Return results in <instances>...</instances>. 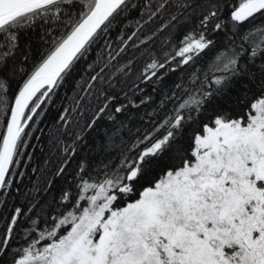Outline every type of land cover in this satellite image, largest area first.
<instances>
[{
  "label": "snow or ice",
  "instance_id": "snow-or-ice-1",
  "mask_svg": "<svg viewBox=\"0 0 264 264\" xmlns=\"http://www.w3.org/2000/svg\"><path fill=\"white\" fill-rule=\"evenodd\" d=\"M170 6L171 0H158L155 4L144 0L141 16L146 14L151 21ZM176 6L184 10L193 7L189 0H181ZM129 7L137 5L130 4V0H0V195L7 194L14 183L16 166L21 163L23 146L28 143L24 137L31 134L27 131L32 127L30 121L41 114L38 110L52 99L76 65L81 60L87 62L93 46L99 45ZM72 8L78 11L70 14L68 10ZM225 10L230 13L226 19L222 18ZM257 16H264V0H239L238 4L205 0L198 22L173 45V53H165L163 62L153 56L139 77L142 82H160L170 72L192 68L189 86L177 84L171 96L165 94L158 109L147 113L148 121L141 118L135 129L118 121L117 114L124 113L129 106L139 108L147 104L151 96L137 104L125 93L127 103L113 107L117 100L109 91L114 87L113 79L117 73H124L132 61L107 77L105 72L137 33L125 39L121 30L117 37L120 48L115 56L111 42L106 40L107 62L102 51L87 65V79L81 77L87 87L77 82L84 95L59 116V123L72 137V144L63 147L69 158L85 140L86 131L101 119L112 122L103 138L93 141L90 147L96 163L90 166L81 161L75 177V203L74 194L63 191L60 203L71 204V208L63 213L57 209L60 214L53 215L51 222L44 207L36 203L27 213L15 208L0 231V261L264 264V88L259 95L245 97L251 103L242 115L232 118L226 112L217 113L202 123L191 135L190 158L179 146L173 149L186 125L200 124L197 118L214 95H220L248 65L255 64L257 59L264 61V23L253 24L239 33L240 25ZM171 19L176 21L177 16ZM37 22L48 26V33L55 29L61 34L54 36L50 49L30 72L19 68L25 78L13 92L11 80L18 72L14 53L19 34ZM61 23L66 28L61 29ZM228 24L241 42L237 45L233 37L229 44L218 48L210 31L218 33ZM137 25L142 26L140 21ZM167 27L164 24L160 30ZM170 42L171 38L165 41ZM144 43L145 40L140 41ZM213 50L215 54L205 59ZM241 60H245L244 65ZM260 68L264 71V63ZM85 99L89 105L96 101L88 109L92 115L82 127L73 130L72 114H85ZM79 124L80 117L76 120ZM169 151L173 152V159H179V165L166 166L153 176L158 162ZM68 163V159L64 160L57 176ZM137 193V198H130ZM122 198L127 202L117 207ZM32 212H36L34 217L28 215ZM21 216L27 219L23 230L26 243L12 248Z\"/></svg>",
  "mask_w": 264,
  "mask_h": 264
},
{
  "label": "trees",
  "instance_id": "trees-1",
  "mask_svg": "<svg viewBox=\"0 0 264 264\" xmlns=\"http://www.w3.org/2000/svg\"><path fill=\"white\" fill-rule=\"evenodd\" d=\"M157 2L158 0H152L153 4ZM179 2L181 0H171L170 7L162 10L151 21H148L146 14L141 16L144 0H130V4H136L137 7H129L128 11L118 18L116 26L110 29L108 35L99 41L98 46H93L87 62L81 60L76 65V70L72 75L67 77L62 86L56 90L52 99L38 110L41 114L34 121H30L32 127L27 129L31 134L24 137L28 143L23 146V152L20 156L21 163L16 166L17 171L13 176L14 183L7 194L0 195V231L3 230L5 223L10 219L11 214L14 213L17 207L22 208L27 213L28 208L33 203H36L38 207L43 206L48 220L51 222L53 215L66 212L71 208V204L62 205L60 203L63 191H71L74 194L72 203H75V193L77 192L75 177L79 171L80 163L85 161L90 166L95 165L96 158L90 151V147L93 141L103 138L105 129L110 128L112 122L107 119H101L92 130L86 131L85 140L79 143L77 152L69 158L63 152V147L72 144V137L68 135L64 125L59 123V116L65 108L71 109L74 107L75 100L84 95L79 90L77 82L81 81V77H84L85 80L87 79L85 73L87 65L96 60L97 55L102 51L104 60L107 62L109 49L105 45L106 40L111 42V53L115 56L120 48V41L117 37L121 35V30L125 39L133 32L137 33L136 37L126 46V50L112 61L111 67L105 72L107 77L116 72L120 66L127 65L129 61H132L130 67L126 68L124 73H117L113 79L114 87L109 89L117 97L113 107L116 104L127 103L125 93L137 104L145 96H151V101L147 104L139 108L129 106L124 113L117 114L118 121H124L135 129V127L140 125L141 118L145 122L148 121L147 113L152 112L153 109H158L165 94L171 96L172 90L176 88L177 84H182L185 87L189 86L188 79L189 73L193 71L192 68L187 70L181 68L175 72H170L160 82L153 80L149 83L142 82L139 79L141 71L153 56L163 62L165 53H173V45H176L183 34L191 29L194 23L198 22V16L205 5V0H189L193 7L184 10L176 6ZM229 3L238 4L239 0H229ZM197 5H200V7H197ZM193 8H195V14H193ZM68 11L71 14L77 12L78 9L72 8ZM229 14V11L225 10L222 13V18L226 19ZM173 15L177 16L176 21H172ZM190 15L192 18L186 19ZM137 21H140L142 26H138ZM145 21L147 22L145 23ZM256 23H264V16H257L255 20H249L240 25L239 33H243ZM164 24H168V27L160 30ZM47 27L42 22H37L35 26L20 32L18 48L14 53L18 72L11 80L13 92L17 90L18 85L25 78L24 73L20 72L19 68L23 67L26 72H30L33 65L39 62L41 57L50 49L54 36L61 34L60 31L55 29L53 32L48 33ZM59 27L61 29L66 28L63 23ZM148 37L151 39H146ZM210 37L217 41L218 48L229 44L233 37H235L237 45L241 42L239 35L233 32L231 24H228L225 29L218 33H211L210 31ZM167 38H171L170 43H165ZM141 40H145V43L140 44ZM133 45H138V47L134 48ZM214 54L215 50L212 53H208L205 59L210 58ZM240 63L244 65L245 60H241ZM261 63H264V61L257 59L255 64L248 65L241 75L232 79L220 95H214L203 113L197 118L200 124L193 122L186 125L182 138L176 141L173 149L179 146L180 150L190 158L191 135L199 127H202V123L208 122L217 113L226 112L232 118L242 115L251 103V99L246 100L245 97L259 95L260 90L264 88V71H261ZM81 86L87 87V84L81 81ZM139 89H143V91L141 92ZM176 94L180 95V91L177 90ZM95 103L96 101L93 100L92 105H95ZM92 105H89L87 99H85V114L82 117L79 112L72 114L73 124L75 125L73 130L82 127L84 121L92 115V112L88 111ZM171 106V104H168L167 107L171 108ZM78 117H80V124L76 125ZM152 119H156V117L153 116ZM66 159L69 160V163L64 166V172L57 176L56 172ZM179 162L178 158L173 159V152L169 151L158 162L152 175H157L166 166H178ZM19 173H23V175ZM137 197L138 193L130 198L135 199ZM126 202L127 199L122 198L116 206L121 207ZM82 205H86V202H82ZM57 209L60 210V213H57ZM28 215L34 217L36 212ZM26 226L27 219L21 216L16 229V239L12 242V248H18L26 243L23 238V230ZM41 227H44V225L41 224ZM64 230L61 231V234H63ZM9 252H11V249H9ZM7 259L10 260L11 256L9 255ZM0 264H5V261H0Z\"/></svg>",
  "mask_w": 264,
  "mask_h": 264
}]
</instances>
